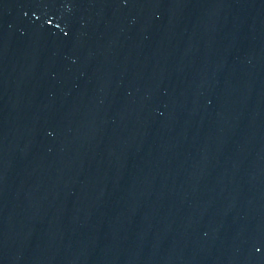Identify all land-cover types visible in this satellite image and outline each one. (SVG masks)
I'll return each instance as SVG.
<instances>
[{
    "label": "water",
    "instance_id": "95a60500",
    "mask_svg": "<svg viewBox=\"0 0 264 264\" xmlns=\"http://www.w3.org/2000/svg\"><path fill=\"white\" fill-rule=\"evenodd\" d=\"M0 264H264V0H0Z\"/></svg>",
    "mask_w": 264,
    "mask_h": 264
}]
</instances>
